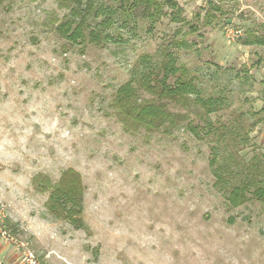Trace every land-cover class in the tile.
Masks as SVG:
<instances>
[{"label":"rangeland","instance_id":"1","mask_svg":"<svg viewBox=\"0 0 264 264\" xmlns=\"http://www.w3.org/2000/svg\"><path fill=\"white\" fill-rule=\"evenodd\" d=\"M176 1L195 33L169 18L119 17L107 33L121 42L82 53L56 30L68 14L56 0H2L0 264H21L27 249L40 264H264V200L253 196L256 182L264 188V46L242 45L263 33L264 0H224L221 12L212 0ZM228 29L242 35L230 41ZM177 40L190 48L171 50L222 109L170 104L185 117L172 134L125 131L116 91L141 56L158 58ZM68 169L86 187L89 231L52 216L34 185ZM243 183L248 200L235 207L228 197Z\"/></svg>","mask_w":264,"mask_h":264},{"label":"trees","instance_id":"2","mask_svg":"<svg viewBox=\"0 0 264 264\" xmlns=\"http://www.w3.org/2000/svg\"><path fill=\"white\" fill-rule=\"evenodd\" d=\"M56 1L60 9L68 12L65 20L57 26L56 30L69 43L82 45V53L88 44L100 47L108 41L121 42V38L116 39L115 36L107 33L109 29L115 27L119 17L136 20L140 15L152 25L161 22L164 18H169L170 23L188 24L190 33L198 30L197 26L187 22L184 9L176 0H112L115 6L103 3L97 5L94 0ZM223 1H210L211 10L221 12L222 8L219 4ZM213 15L212 12H206L204 18L207 25L212 23ZM90 20L95 23L93 27L88 23ZM242 45L264 46V30L261 35L250 34ZM189 48L186 40L173 41L170 47L163 48L160 57L146 54L133 65L129 81L116 91L111 102L114 114L125 131L172 134L181 126L185 117L172 112L170 104L183 106L193 104L206 115L217 113L222 109L223 98L205 97L199 86L198 77L192 74L185 64L180 63L179 55L171 50ZM143 92L150 97L144 98ZM196 113L200 114L197 111ZM188 128L197 132L196 126L190 125ZM207 134L213 133L209 131ZM213 153L211 165L216 177L222 179L224 166L221 165L218 153L216 151ZM256 184L258 185L253 191V196L264 200L262 181ZM34 185L40 193L49 194L46 208L52 216L68 221L79 230L89 231L83 217L86 187L79 172L68 169L63 172L57 182H53L46 175H39L35 177ZM248 191H250L248 183L233 186L228 197L229 203L235 207L246 203ZM8 222L10 223L7 220L6 224H9Z\"/></svg>","mask_w":264,"mask_h":264},{"label":"built area","instance_id":"3","mask_svg":"<svg viewBox=\"0 0 264 264\" xmlns=\"http://www.w3.org/2000/svg\"><path fill=\"white\" fill-rule=\"evenodd\" d=\"M241 35L242 32L239 30H232V29L227 30V38L230 41H234L236 38H238ZM3 235L6 237L7 240H12V238L8 236V234L5 231L3 232ZM23 255L24 256L21 260V264H40V262L37 260L34 253L31 250L29 249L25 250Z\"/></svg>","mask_w":264,"mask_h":264},{"label":"crops","instance_id":"4","mask_svg":"<svg viewBox=\"0 0 264 264\" xmlns=\"http://www.w3.org/2000/svg\"><path fill=\"white\" fill-rule=\"evenodd\" d=\"M14 258V257H13ZM13 258H12V260H13Z\"/></svg>","mask_w":264,"mask_h":264}]
</instances>
